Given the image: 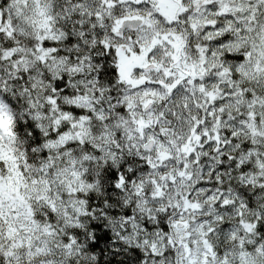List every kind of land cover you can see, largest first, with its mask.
I'll list each match as a JSON object with an SVG mask.
<instances>
[{
	"label": "snow or ice",
	"instance_id": "1",
	"mask_svg": "<svg viewBox=\"0 0 264 264\" xmlns=\"http://www.w3.org/2000/svg\"><path fill=\"white\" fill-rule=\"evenodd\" d=\"M0 264H264V0H0Z\"/></svg>",
	"mask_w": 264,
	"mask_h": 264
}]
</instances>
